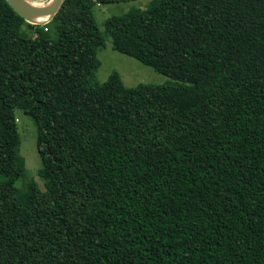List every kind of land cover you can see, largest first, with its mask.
Here are the masks:
<instances>
[{"label": "trees", "instance_id": "16d2710c", "mask_svg": "<svg viewBox=\"0 0 264 264\" xmlns=\"http://www.w3.org/2000/svg\"><path fill=\"white\" fill-rule=\"evenodd\" d=\"M48 1V0H35ZM45 26L0 0V264H264V0H152L117 51L172 77L95 73L98 3ZM17 109L37 126L26 179Z\"/></svg>", "mask_w": 264, "mask_h": 264}, {"label": "rangeland", "instance_id": "374dc122", "mask_svg": "<svg viewBox=\"0 0 264 264\" xmlns=\"http://www.w3.org/2000/svg\"><path fill=\"white\" fill-rule=\"evenodd\" d=\"M152 0H122L112 3H98L95 6L94 14L98 27L106 37V44L98 51V58L101 61L100 67L95 73L99 82H105L113 72H118L127 86L133 87L139 84H167L175 80L156 71L138 59L121 53L114 49L112 39L105 31L106 20L114 15H122L132 8H147ZM48 24V23H47ZM41 25V26H45ZM17 125L21 136V157L24 159L26 179L19 181L18 186L22 187L24 182L33 179L41 190H45L43 179L39 175L42 167V158L37 147V126L31 116L24 110L17 109Z\"/></svg>", "mask_w": 264, "mask_h": 264}, {"label": "water", "instance_id": "95a60500", "mask_svg": "<svg viewBox=\"0 0 264 264\" xmlns=\"http://www.w3.org/2000/svg\"><path fill=\"white\" fill-rule=\"evenodd\" d=\"M7 1L27 22L34 25H44L52 21L64 3V0L37 1L39 4L35 0Z\"/></svg>", "mask_w": 264, "mask_h": 264}, {"label": "bare ground", "instance_id": "6f19581e", "mask_svg": "<svg viewBox=\"0 0 264 264\" xmlns=\"http://www.w3.org/2000/svg\"><path fill=\"white\" fill-rule=\"evenodd\" d=\"M36 4H39L37 1L35 2ZM45 20V19H42V21Z\"/></svg>", "mask_w": 264, "mask_h": 264}]
</instances>
